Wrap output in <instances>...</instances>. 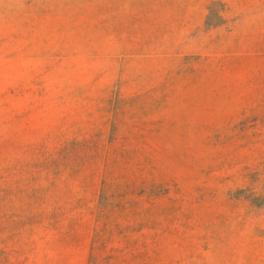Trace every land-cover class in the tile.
Masks as SVG:
<instances>
[{
  "label": "rangeland",
  "instance_id": "rangeland-1",
  "mask_svg": "<svg viewBox=\"0 0 264 264\" xmlns=\"http://www.w3.org/2000/svg\"><path fill=\"white\" fill-rule=\"evenodd\" d=\"M0 264H264V0H0Z\"/></svg>",
  "mask_w": 264,
  "mask_h": 264
}]
</instances>
